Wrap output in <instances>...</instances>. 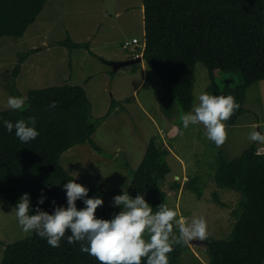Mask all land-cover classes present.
Instances as JSON below:
<instances>
[{
  "label": "trees",
  "instance_id": "1",
  "mask_svg": "<svg viewBox=\"0 0 264 264\" xmlns=\"http://www.w3.org/2000/svg\"><path fill=\"white\" fill-rule=\"evenodd\" d=\"M47 0H0V37L18 39L41 12ZM143 7L144 45L142 59L158 76L170 97L182 112L193 107L195 65L202 63L208 72L205 92L212 95H232L240 108L225 121L236 124L247 110L243 106L246 90L264 80V0H141ZM69 48L88 47L87 43L73 42L69 37L58 42ZM20 53L5 88L11 97H27L24 110H0V194L16 209L24 193L30 196L31 213L36 214L38 198L46 199L39 208L52 213L57 206H67L68 180H76L89 189L88 197H101L103 206L96 210L97 218L111 219L120 207L105 201L106 191L89 186L74 177L61 165L60 155L74 145L88 143L101 153L92 135L115 102L100 117H93L90 103L80 85L60 84L29 89L23 96L16 86V78L30 52ZM129 57H132L130 54ZM106 62V61H105ZM137 64H133L135 69ZM214 71L238 78L235 84L217 82ZM55 101L57 107L48 106ZM37 118L40 135L25 144L9 133L4 120L15 124L18 120ZM255 143L239 155L226 160L220 152L215 157L213 180L222 188L239 193L240 199L232 208L234 218L227 239L207 240V264H264V156H257ZM168 149L154 137L146 145L136 168L129 170L125 191L135 198L142 194L155 212L165 204L166 192L159 180L169 172L165 163ZM193 178L185 182L189 183ZM180 188L174 182L172 189ZM199 198L201 191L193 188ZM55 201V203H53ZM77 208L85 207L78 200ZM166 205V204H165ZM174 231L177 232L174 228ZM70 234V233H69ZM188 244L174 246L169 253V264H178L180 253ZM0 264H100L93 256L80 250L79 243L69 244L62 239L60 247L48 245L35 232L4 246Z\"/></svg>",
  "mask_w": 264,
  "mask_h": 264
},
{
  "label": "rangeland",
  "instance_id": "2",
  "mask_svg": "<svg viewBox=\"0 0 264 264\" xmlns=\"http://www.w3.org/2000/svg\"><path fill=\"white\" fill-rule=\"evenodd\" d=\"M141 5V0H47L22 37H0V110L9 108L7 100L11 96L5 83L19 54L37 49L28 54L16 78L23 96L34 88L80 85L93 117L104 115L112 100L115 102L92 135L102 152L94 151L88 143L72 146L59 158L67 172L89 186L101 187L107 193L105 201L114 205L113 197L123 194L129 170L137 167L149 139L154 137L168 149L165 163L169 172L159 180V187L166 192L165 204L186 223L203 217L208 226L206 240L227 239L234 222L231 210L240 195L215 184L214 159L218 152L226 160L234 158L252 144L248 139L251 131L264 133V80L246 90L243 106L247 111L236 124L225 123L228 139L223 146L217 147L207 139L202 124L184 129L180 120L184 112L145 61L136 63L135 69L129 65L116 71L108 63L142 50ZM67 37L88 47L69 48L58 43ZM132 38L138 42L123 46ZM194 74L190 112L209 83L202 63H196ZM214 77L219 83L238 81L236 76L221 71H214ZM191 178L189 187L185 186ZM174 182L179 183V189H172ZM193 188L201 191L199 198ZM31 234L21 229L16 209L0 194V259L6 244ZM188 246L180 253L178 264H207L204 244Z\"/></svg>",
  "mask_w": 264,
  "mask_h": 264
},
{
  "label": "clouds",
  "instance_id": "3",
  "mask_svg": "<svg viewBox=\"0 0 264 264\" xmlns=\"http://www.w3.org/2000/svg\"><path fill=\"white\" fill-rule=\"evenodd\" d=\"M198 101L193 112L180 115L183 128L202 124L207 139L217 147L223 146L228 139L225 121L231 119L240 104L232 95L206 92L199 95ZM26 103V96L7 100V106L13 110H24ZM56 107L55 101L48 106L50 110ZM36 121L37 118L31 116L27 121L21 119L15 124L4 120L3 125L9 133L15 129V136L27 144L40 135ZM248 139L264 145V133L260 131H251ZM255 155L264 156V148L257 149ZM63 187L67 206H57L52 213L39 208L46 199L41 190L36 214H30V196L24 193L15 205L17 222L24 232H35L51 247H60L65 238L69 244L79 243L80 250L100 264H169L168 254L174 251V246L204 241L208 237L207 221L203 217L186 223L177 219L178 212L165 204H160L154 212L142 194L135 198L127 191L115 195L113 206L121 210L111 219H104L96 216V210L104 203L101 197H88L89 189L76 180H68ZM78 200H82L85 207L78 209Z\"/></svg>",
  "mask_w": 264,
  "mask_h": 264
},
{
  "label": "water",
  "instance_id": "4",
  "mask_svg": "<svg viewBox=\"0 0 264 264\" xmlns=\"http://www.w3.org/2000/svg\"><path fill=\"white\" fill-rule=\"evenodd\" d=\"M141 60H142V55H138V56H135V57H129V58L124 59V60L110 61L108 63H109V65H111L112 70L116 71L119 68L136 64V63L140 62ZM206 242H207V240H204V241L194 240V241H192L190 243H193V244L196 245V244H205Z\"/></svg>",
  "mask_w": 264,
  "mask_h": 264
},
{
  "label": "built area",
  "instance_id": "5",
  "mask_svg": "<svg viewBox=\"0 0 264 264\" xmlns=\"http://www.w3.org/2000/svg\"><path fill=\"white\" fill-rule=\"evenodd\" d=\"M138 42V40L136 38H132L130 41L129 40H126L124 42V45L125 47L127 46H130L132 44H136ZM143 48V47H142ZM134 52L132 53V57H135V56H138V55H141V51L139 52H136L135 50H133Z\"/></svg>",
  "mask_w": 264,
  "mask_h": 264
},
{
  "label": "crops",
  "instance_id": "6",
  "mask_svg": "<svg viewBox=\"0 0 264 264\" xmlns=\"http://www.w3.org/2000/svg\"><path fill=\"white\" fill-rule=\"evenodd\" d=\"M141 9H142V11H143V7H142V5H141ZM73 42H77V41H73ZM142 61H144V60L142 59L139 63H141ZM256 123L259 124V122H256ZM256 146H257L258 149H259V148H264V145L259 144V143H258V145H256Z\"/></svg>",
  "mask_w": 264,
  "mask_h": 264
}]
</instances>
